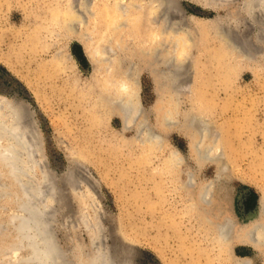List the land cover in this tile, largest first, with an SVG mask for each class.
<instances>
[{"label": "rangeland", "instance_id": "374dc122", "mask_svg": "<svg viewBox=\"0 0 264 264\" xmlns=\"http://www.w3.org/2000/svg\"><path fill=\"white\" fill-rule=\"evenodd\" d=\"M242 1L227 0L215 10L188 0L177 6L185 18L201 22L238 16ZM45 5L0 0V89L16 92L32 108L53 188L51 230L65 257L73 264H90L97 252L105 264H236V257L262 264L264 246L219 242L203 217L214 222L222 212L239 227L257 216L258 199L264 200V54L241 69L213 59L212 43L198 42L188 58L191 93L184 95L171 93L166 83L155 87L139 69L140 119L160 135L157 144H140L134 128L123 132L117 114L106 118L101 106L116 71L107 54L93 67L75 40L47 33L44 49L33 50L30 34H44L37 28ZM140 33L116 32V42ZM96 41L103 43L101 34ZM60 49L65 69H38ZM190 114L205 123L207 139H217L225 161L220 173L211 162L197 168L188 140L176 130L190 123ZM172 151L181 157L177 167L168 164ZM187 170L197 183L212 182L207 207H190ZM0 264L14 263L0 256Z\"/></svg>", "mask_w": 264, "mask_h": 264}, {"label": "bare ground", "instance_id": "6f19581e", "mask_svg": "<svg viewBox=\"0 0 264 264\" xmlns=\"http://www.w3.org/2000/svg\"><path fill=\"white\" fill-rule=\"evenodd\" d=\"M45 1L44 14L39 18L37 28V32L44 34H30L33 50L44 49L47 33V37L75 40L93 67L99 58H104L102 54H107L104 60L113 61L116 71L103 88L101 106L106 118L112 113L117 114L123 132L134 128L140 144L151 141L157 144L160 135L147 128L140 119L143 114L136 78L139 69H145L155 87L166 83L171 93L184 95L191 93L194 78L188 58L190 49L198 42L212 43L214 48L210 55L213 59L241 69L253 67L258 55L264 54V0H243L238 16H215L201 22L185 18L177 6L179 0ZM188 1L215 10L227 0ZM116 32L142 34L125 39L120 46L116 42ZM97 34H101L103 41L99 47ZM62 52V49L58 50L52 61L43 62L38 69L43 72L48 66L54 70L65 69L66 58ZM94 81L92 84L96 85V79ZM27 103L16 92L4 93L0 89V238L8 240L7 245L0 243V256L14 264H73L57 246L51 230L53 214L50 216L49 212L53 188L49 182L42 136ZM189 116L190 123L177 125L176 130L188 140L196 167L211 162L220 173L225 161L217 139H207L205 123L194 115ZM165 120L168 125L174 121L171 115ZM195 121H200L202 128L195 127ZM176 154V151L171 152L169 166L177 167L180 163L181 157ZM185 175L186 187L194 189V193H189L190 207H207L212 182L206 179L197 183L192 170H187ZM257 209V216L239 227L222 212L217 214L214 222L207 215L203 218L208 225L210 222L219 242H238L257 249L264 246L263 199H258ZM97 253L90 258V264H105L103 252L102 255ZM236 258V264H249L244 257Z\"/></svg>", "mask_w": 264, "mask_h": 264}, {"label": "water", "instance_id": "95a60500", "mask_svg": "<svg viewBox=\"0 0 264 264\" xmlns=\"http://www.w3.org/2000/svg\"><path fill=\"white\" fill-rule=\"evenodd\" d=\"M179 9H180V7H179ZM181 10V9H180Z\"/></svg>", "mask_w": 264, "mask_h": 264}]
</instances>
